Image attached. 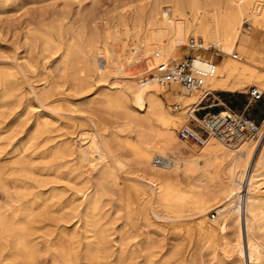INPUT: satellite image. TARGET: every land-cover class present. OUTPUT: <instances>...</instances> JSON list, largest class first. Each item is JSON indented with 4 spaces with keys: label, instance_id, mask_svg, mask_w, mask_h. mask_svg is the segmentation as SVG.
<instances>
[{
    "label": "bare ground",
    "instance_id": "obj_1",
    "mask_svg": "<svg viewBox=\"0 0 264 264\" xmlns=\"http://www.w3.org/2000/svg\"><path fill=\"white\" fill-rule=\"evenodd\" d=\"M17 2L0 0V11ZM62 21L28 32L23 62L0 66V264H110L113 248L112 264H234L224 260L234 251L237 264H264V126L256 141L199 147L178 138L175 121L199 125L204 90L255 83L264 94V64L233 59L244 25L264 40V0H153L147 14L120 16L101 36ZM189 38L203 50L190 53ZM187 52L224 56L204 89L151 79L158 64H179ZM183 144L200 150L181 160ZM49 178L65 185L47 190ZM114 188L144 233L128 226L110 240L104 196ZM210 211L218 220L207 221ZM167 230L183 231L186 247L164 252ZM193 239L207 261L192 256Z\"/></svg>",
    "mask_w": 264,
    "mask_h": 264
},
{
    "label": "rangeland",
    "instance_id": "obj_2",
    "mask_svg": "<svg viewBox=\"0 0 264 264\" xmlns=\"http://www.w3.org/2000/svg\"><path fill=\"white\" fill-rule=\"evenodd\" d=\"M169 1L176 2L178 0ZM152 3L153 0H18V2L12 8H9L6 12L0 11V66L8 65L12 67L11 63H15V61L18 63L23 62V60L21 59L23 56L22 51L24 48L25 35H27L28 32L38 31L39 29L41 30L44 28L49 29L51 28V26L57 25L65 19L66 21H62L63 23L69 21L73 23H84L87 25V27H89L90 30H95V32H97L98 35L101 36L102 30L106 27V25H112L114 22L117 23L120 16L126 17L128 20H132L133 17L145 15L148 13L150 7L152 6ZM244 28L245 31L243 32V36L236 45L237 48L235 49L233 54H236L238 55V57H241L244 60H248L253 64H260L261 62L258 58L264 57V48H261L262 44L264 46V40H261L259 30L255 31L254 29L249 28V26L247 25H244ZM247 43L249 45L246 46ZM252 45L260 46V48L255 50V48H252ZM184 50L187 51V49L185 48ZM255 52L256 55H254ZM202 53L203 52H201V54ZM189 55L191 54L187 52L184 56V59ZM223 57V55L217 58L215 57L214 62L217 63ZM97 58L101 60V51H98ZM87 60L89 61L90 58L88 57ZM46 75L49 76V72H46ZM31 78L34 80L36 76H31ZM37 85L39 87L41 86V84ZM255 86V83L248 84L243 89V91H236V93L218 90L217 92H214L213 95L216 99L219 98L221 100V103H223L226 108H230L235 112H241L245 109L247 105V93L249 89L254 88ZM62 90L61 93H64L66 91V88L63 87ZM65 95L66 94H63V97ZM64 98H68V96L66 95ZM79 98L80 97H74L72 99L77 100ZM163 102L165 103V106L169 111L176 112L173 111L174 106L172 104L166 101ZM208 104L209 103L203 102L202 104H200L199 108L204 107ZM223 105L221 104L213 110H222L224 109ZM202 114L203 112L200 111L199 115H196V117L199 119L200 115ZM245 114L251 119H253L257 124L261 125V128L264 126L262 125V123L264 122V94L262 99L259 100V102H255V104H250V106L246 109ZM175 121L176 124L179 126L178 130H181L182 126L186 124V121H184L183 119ZM189 123L190 125H195V123L192 121ZM72 131L73 135L77 132L76 129ZM66 133L65 134L67 135L68 139L72 141V143H75L76 139L74 138V136H69V131ZM54 136H56V134H54L53 137ZM57 141H60V139L56 138V141L54 140V142ZM196 150L198 151L200 150V148L191 144H183L181 145L179 156L180 158H182L181 160L187 159L191 154L197 152ZM165 159V162L160 161V159L157 160V162L160 164H158L159 167L165 168L164 165L167 164V161L172 160L173 158H171V156L167 154L165 155ZM133 168V165L131 167L129 166V169ZM65 172L66 171L62 169L57 173V176L61 177L65 174ZM47 180L49 182V184L45 186V189L47 190L55 188L56 186L63 187L65 185V183L62 181L58 182L56 178H52L51 180L49 178ZM119 183H122V181H120ZM0 200H4L1 194ZM104 200L107 204L106 209L109 219V233H111L112 235L110 240L115 238L118 235L119 231L127 229L128 226L130 227L135 225L139 228L141 232L144 233L146 231V229L144 230L143 228L142 219H134V217H129L130 212L133 211V207H130L129 209L122 208V196H120L118 188H114L110 194L105 195ZM212 213L216 212L210 211L206 216L208 222L216 221L219 218L217 214L215 218L212 219ZM71 225L72 223H69L66 226L71 227ZM164 235L165 236H163L162 239L164 252H168V249H170V247L175 244L181 246L182 249H184L187 245V239L185 238V234L183 231H181V233H174L170 230H167L166 234ZM136 243L137 240L133 242V244ZM193 243L189 246V250L191 251V254L194 259L197 262L201 259L203 261H207L208 258L206 257V255L200 254L199 247H196L198 245L195 239H193ZM115 250L116 249L113 248L111 251L113 253V257L108 261L110 264H112V260L116 255ZM224 260L227 263L234 264H237L240 261L236 251L232 252V254ZM243 262L244 264L246 263L245 258H243ZM49 263L50 262L48 259L42 260L40 262V264Z\"/></svg>",
    "mask_w": 264,
    "mask_h": 264
},
{
    "label": "built area",
    "instance_id": "obj_3",
    "mask_svg": "<svg viewBox=\"0 0 264 264\" xmlns=\"http://www.w3.org/2000/svg\"><path fill=\"white\" fill-rule=\"evenodd\" d=\"M186 48L190 53L202 51L200 41L189 38ZM217 57H220L219 55ZM216 57V58H217ZM236 59V55L233 56ZM217 65L212 60L187 56L179 64L162 62L157 65L156 72L151 76L160 85L176 84L187 92L199 91L204 89L206 80L216 74ZM248 102L245 109L241 112L226 108L219 100L214 99L213 94L203 91L200 103L196 105L194 114L199 115V125L184 126L179 130L177 136L180 140L189 141L199 147L207 143L209 139L221 140L226 144L237 145L244 140H258L261 134V125L245 114L250 104L259 102L263 94L256 88L249 89ZM203 102L209 103L200 107ZM224 106L222 110L214 111L220 105ZM217 213H212L214 219Z\"/></svg>",
    "mask_w": 264,
    "mask_h": 264
},
{
    "label": "crops",
    "instance_id": "obj_4",
    "mask_svg": "<svg viewBox=\"0 0 264 264\" xmlns=\"http://www.w3.org/2000/svg\"><path fill=\"white\" fill-rule=\"evenodd\" d=\"M249 45L248 43L246 44V46ZM262 47L261 48H264L263 44L261 45ZM252 48H255V50L259 49L260 46H255V45H252ZM254 55H256V52L254 53ZM260 60L261 63L264 62V57L262 58H258ZM227 92V91H225ZM230 93H235V92H230ZM217 100H219L221 102V100L219 98H217ZM224 100V99H223Z\"/></svg>",
    "mask_w": 264,
    "mask_h": 264
}]
</instances>
